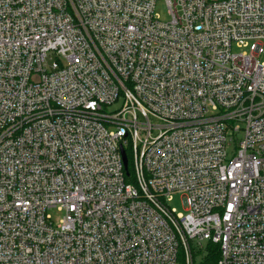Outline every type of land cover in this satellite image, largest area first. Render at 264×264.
<instances>
[{"label":"built area","instance_id":"built-area-1","mask_svg":"<svg viewBox=\"0 0 264 264\" xmlns=\"http://www.w3.org/2000/svg\"><path fill=\"white\" fill-rule=\"evenodd\" d=\"M263 56L264 0H0V264H264Z\"/></svg>","mask_w":264,"mask_h":264},{"label":"rangeland","instance_id":"rangeland-1","mask_svg":"<svg viewBox=\"0 0 264 264\" xmlns=\"http://www.w3.org/2000/svg\"><path fill=\"white\" fill-rule=\"evenodd\" d=\"M156 13L158 15H160V17L163 19V20H169L170 19V15H169V12H168V9L165 5L164 2H159L158 5H157V9H156ZM263 61H264V56H263ZM120 107V103L118 104H115L114 106L110 107L109 111L108 112H111L113 110H115L116 108H119ZM243 138L242 134H240L239 136V140H241ZM167 205L171 208V209H174L176 210L177 213H185V199L183 197L182 194H175L173 196V198L167 202ZM60 216V214H58L57 212H53L52 213V217L53 219L56 221L57 218ZM204 246L206 247L207 246V243L205 242L204 243ZM202 260V257L200 256L198 258V262H201ZM177 264H184L183 263V260L180 259L178 261Z\"/></svg>","mask_w":264,"mask_h":264},{"label":"trees","instance_id":"trees-1","mask_svg":"<svg viewBox=\"0 0 264 264\" xmlns=\"http://www.w3.org/2000/svg\"><path fill=\"white\" fill-rule=\"evenodd\" d=\"M128 161H129V172L130 178L132 177V163L129 152L127 151ZM206 254L203 257L202 261L199 264H218L220 259V246L215 244H209L206 247Z\"/></svg>","mask_w":264,"mask_h":264},{"label":"water","instance_id":"water-1","mask_svg":"<svg viewBox=\"0 0 264 264\" xmlns=\"http://www.w3.org/2000/svg\"><path fill=\"white\" fill-rule=\"evenodd\" d=\"M122 155H123V160H124V164H125V169H126V171H128L129 162H128L127 154L124 151V149H122Z\"/></svg>","mask_w":264,"mask_h":264}]
</instances>
